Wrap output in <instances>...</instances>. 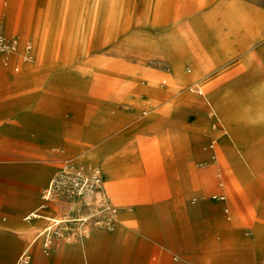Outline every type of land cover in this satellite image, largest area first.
<instances>
[{
    "label": "rangeland",
    "instance_id": "374dc122",
    "mask_svg": "<svg viewBox=\"0 0 264 264\" xmlns=\"http://www.w3.org/2000/svg\"><path fill=\"white\" fill-rule=\"evenodd\" d=\"M218 1L0 0V26L4 35L19 37L21 51L26 44L31 46V65L35 68L29 86L14 90L0 83V107L12 100L13 93L16 98L27 94L46 96L35 104L34 114L0 116V172L18 175L20 192L19 200H13V205L11 198L5 203L3 213L7 215L12 207L15 211L18 209L17 222L32 232L20 234L18 254L50 224L49 218L66 216L71 220L55 227L51 237L44 239L41 254L20 264H97L89 253L87 257L83 253V259L64 254L57 262L50 255L51 238L59 243L62 235L72 239L81 230L87 238L85 229L93 226L113 234L118 223L113 207H117L118 199L128 197L130 189L137 187V179L147 191L144 207L155 219L157 240L165 235L163 231L169 220H190L194 233L207 238L238 235L245 242L243 264H264V129L248 127L242 131L235 126L233 118L244 115L253 94L264 90V37L256 35L257 41L249 52L197 84L182 87L174 95L165 85L170 81V66L155 53L160 38L183 33L180 25H173L174 20L188 15L189 10L206 14ZM20 13L23 24L19 25ZM108 14L112 16L108 18ZM236 20L240 35L246 36L248 29L251 30L245 25L246 18ZM39 42L48 45L47 52L40 51V57L37 55ZM250 54L255 55L253 66L244 68L240 61ZM18 60L19 72L15 73L13 65L17 62L11 65V60L8 66L0 67L3 76L23 74V59L18 57ZM133 70L141 71L148 78L163 77L161 98L171 95L163 106L171 107L159 119L160 132L175 136L173 148L177 154L171 161L153 163L142 158L139 153L142 146L137 138L145 134L141 125L145 117H134L131 109L121 111L98 106L99 110L79 113V104L72 105L70 99L64 102L47 97L50 93L66 92L101 97L112 93L110 97L115 99L119 89L116 87L130 83L128 74ZM130 96L126 90L124 99L130 101ZM64 105L67 109L60 113ZM114 117L126 119L125 123L115 122ZM101 134L112 137L101 139ZM60 144L77 149V154L69 156L59 152ZM86 149L89 153L96 149L102 152L98 163L85 159ZM228 152H235L242 161L228 156ZM124 153L129 157H124ZM125 158L129 159L130 166L139 164L146 170L145 167L153 165L155 170L142 171L141 175L134 172L131 178L130 169L119 167ZM110 160L116 167L111 169L109 183L117 196L108 193L106 188L101 190L100 186L92 185L94 180H101L100 164ZM162 162L161 168L155 167ZM79 171L88 178V183L75 174ZM1 176L0 188L6 191L11 188L10 180ZM50 180L54 182L52 195L45 200ZM132 180L133 183H127ZM153 187L159 191L156 207L151 194ZM96 190L102 193L100 199L91 193ZM88 197H92L90 213L93 215L87 214L91 218L89 223L79 224L74 221L79 212L72 210L71 204L80 201L84 208ZM42 205L45 218L25 221L28 214ZM129 219L130 248L131 238H135L132 246L135 247L140 236L135 231L138 221ZM150 246L146 247L148 253L160 248L156 242ZM12 249L9 238L0 246V264L16 262L18 257L15 252L11 257ZM102 251L99 264L106 261L107 249ZM159 262L158 258H150L145 264Z\"/></svg>",
    "mask_w": 264,
    "mask_h": 264
},
{
    "label": "crops",
    "instance_id": "0c3cea01",
    "mask_svg": "<svg viewBox=\"0 0 264 264\" xmlns=\"http://www.w3.org/2000/svg\"><path fill=\"white\" fill-rule=\"evenodd\" d=\"M189 11L188 15L178 17L173 22L174 26L180 25L182 27L183 33L177 34L175 32L168 37L160 38L155 46L156 55L162 57L170 66V81H166L167 84L165 83V85L173 91V95L178 94L182 87L189 86L192 83L197 84L202 79L208 78L216 69L231 63L242 54L249 52L257 41L256 35L264 37V0H219L211 8L210 12L206 14L202 13L203 11ZM108 15V18L112 16L111 14ZM237 17L246 18L245 25L247 28H251V30L248 29L246 36H241L239 33ZM18 22L19 25L23 24L21 13L19 14ZM37 45V50L39 51L37 55L40 57V51L47 52L48 45L42 42H39ZM23 52H25L24 47L21 54ZM21 54L13 58L11 65L19 61L18 57L22 59ZM254 58L255 55L251 54L244 56L240 61V65L244 68L253 66ZM22 62L24 63L23 74L21 73L19 76L8 78L7 76H3V70L0 69V83L2 85L8 84L14 90L23 88L25 85H31L35 75V68L31 65L32 61L23 59ZM13 70L15 73L19 72L20 64L18 62L13 65ZM128 75L131 82H124L120 87H116L119 88L117 90V96H115L117 99L110 97L112 93H107L101 97L100 95L96 96L92 93L84 96L79 93L66 92L63 94L50 93L47 97H52L55 101L59 98V100L62 99L64 102L70 99L72 105L79 104V113L99 110L100 107L98 106H103L110 110H113V108L121 111L131 109L134 117L140 115L145 117V120L141 124L145 130V134L137 138V140L140 139L139 143L142 146L141 152H139L140 155H143L142 158L153 163L158 160H165V162L171 161L177 154L173 148L175 136L174 134L170 135L160 132L161 122L159 119L161 116L167 114L168 109L171 107V105L163 107L171 98L169 97L171 96L170 94L163 99L161 98L160 83L163 77L154 76L148 78L139 70L130 71ZM126 90L131 95L130 101L129 99H124ZM13 94L12 100L9 103H5L7 104L6 106L0 107V116L7 118L22 114H34L36 112L35 104L40 99L44 100L46 98V96L39 94L35 96L30 94L21 95L16 98L15 93ZM25 106L27 108H23ZM66 109L67 105H64L60 113H64ZM243 112L245 113L244 115L233 117L235 126L238 129L242 131L248 130V127L264 129L263 89L253 94L251 105L244 108ZM114 119L118 123H125L126 120L117 117H114ZM88 136L87 138H90ZM105 137L111 138L112 136L110 134L100 135L101 139H105ZM58 151H63L65 155L69 156L75 155L78 152L77 149L73 150L69 145L65 146V144H60ZM89 152V149L84 150V154H87L85 159L89 162L98 163V156L102 152L97 149L92 153ZM128 155L124 153V157H129ZM136 155L137 153L133 157ZM228 156H235L241 160L235 152H228ZM128 162L129 159L125 158L119 167H123L125 170L130 169L128 171H130L131 178L132 174L135 175L136 173L137 175H141L143 174L142 171L147 170L149 172L154 169L153 165L151 167H145L146 170H144L139 164L137 166H130ZM161 166H163V162L161 165L157 164L155 167L159 169ZM113 167H116L113 160L101 163L99 166L102 172L101 190L106 188L110 194H113L109 183L111 169ZM0 176L9 179L10 181L8 183L11 185V188L6 191L0 188V246L11 238L13 248L11 257H14L15 252L18 258L14 264H20L28 258L31 259V257L41 254L44 239L51 237L55 227L62 224L66 225L71 220L70 217L66 216L62 218H49L50 224L43 227L28 242L19 255L18 244L20 234L25 232L30 234L32 232L23 223L17 222L18 209L15 211L12 207L7 215L3 213V207L10 198L12 201L11 205L20 198L18 188L19 177L13 172L4 171L0 172ZM208 177L209 175L204 178L203 184L206 183ZM136 181L137 187L130 189L129 196L122 198L120 201L118 199L117 207H113L118 222L113 234H108L93 226L90 230L85 229L87 231V238L84 237L82 230L81 232L78 231L76 237L72 239L62 235L59 243H56L52 237L50 255L58 262L64 254L71 255L77 259H83V253L86 257L89 253L92 255V259L99 264L101 260L99 254L106 248L107 256L106 261L104 262L103 260V264H145L146 259L150 258H158L160 260L159 264H243L242 255L245 242L241 238L239 239L238 235H213L207 238L204 235L194 233L190 220L189 222L184 219L181 222L180 219L167 220L169 224L163 231L165 235L161 240H157L158 234L155 219L151 214L147 213V208L144 207L147 191L141 181L138 179ZM133 182L134 180L131 182L127 181L129 184ZM53 183L50 180L46 190ZM151 194L153 204L156 207L158 205L159 191L153 187ZM100 195L102 196L101 192ZM115 195L113 194V196ZM101 196L97 198L100 199ZM240 198L242 201V197ZM91 200L85 201L84 208H82L80 201L72 202V210L79 212V217L74 219V221L79 222V224L84 222L89 223L91 221V218H87V214L93 215V212L90 213L93 207ZM43 204L45 203L43 202ZM42 209L43 205L37 207L35 211L25 217V221L45 218L42 215ZM82 209L88 212L84 213ZM129 217L138 221L135 231L140 236V241L135 247H132L135 243V238L133 239L134 241L131 238L130 244L133 245L130 248L127 241ZM154 242L159 243L161 249H154V251L148 253L149 250L146 247H151V243ZM46 247H49V245Z\"/></svg>",
    "mask_w": 264,
    "mask_h": 264
},
{
    "label": "built area",
    "instance_id": "2783aa9c",
    "mask_svg": "<svg viewBox=\"0 0 264 264\" xmlns=\"http://www.w3.org/2000/svg\"><path fill=\"white\" fill-rule=\"evenodd\" d=\"M21 54V41L19 37L13 36L8 38L4 35L2 28L0 26V66H8L12 58ZM22 59L26 61L31 60V46L29 44L25 45V52L21 54ZM18 71V69H16ZM212 148V147H211ZM75 174L84 181L88 183L87 177L83 176L82 172H75ZM93 181V180H92ZM87 185V184H86ZM92 185L98 186V180H94ZM90 186V185H89Z\"/></svg>",
    "mask_w": 264,
    "mask_h": 264
},
{
    "label": "bare ground",
    "instance_id": "6f19581e",
    "mask_svg": "<svg viewBox=\"0 0 264 264\" xmlns=\"http://www.w3.org/2000/svg\"><path fill=\"white\" fill-rule=\"evenodd\" d=\"M12 60H13V58H12ZM31 60H32V57H31ZM30 60V61H31ZM4 66V65H3ZM2 66V67H3ZM1 67V66H0ZM201 94V93H200ZM202 95V94H201ZM220 176H222V175H220ZM102 177H101V180L98 182V187L100 186H102ZM101 184V185H100ZM101 189V188H100ZM52 190H53V184H52V186L48 189V190H46L45 191V196H44V198L45 199H49L50 198V196L52 195ZM100 192L101 191H98V190H96V191H93V192H91L92 193V195L94 196H96V197H100L101 195H100ZM92 199V197H88V198H86V200L85 201H89V200H91ZM81 217V216H80ZM52 220V219H51ZM46 234V233H45Z\"/></svg>",
    "mask_w": 264,
    "mask_h": 264
}]
</instances>
